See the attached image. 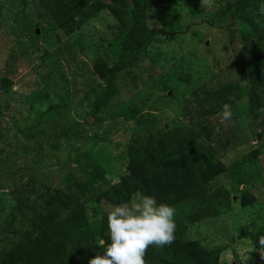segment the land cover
I'll return each mask as SVG.
<instances>
[{
	"label": "rangeland",
	"instance_id": "rangeland-1",
	"mask_svg": "<svg viewBox=\"0 0 264 264\" xmlns=\"http://www.w3.org/2000/svg\"><path fill=\"white\" fill-rule=\"evenodd\" d=\"M234 1L211 0L210 6H201V0H165L148 13L146 22L162 35L117 74L113 88L91 112L84 98L97 83L91 63L113 40V18L100 11L79 34L58 43L48 15L34 13L37 0H0V223L16 204L28 211L36 204L31 176L61 188L63 177L73 172L95 197L103 180L113 185L124 176L131 143L145 144L157 132L201 122L198 131L206 144L212 136L227 139L221 150L231 162L205 187L195 181L189 187L200 195L224 186L232 204L220 207L218 217L189 226L188 237L208 249H221L219 264H264L258 251V237L264 234V116L254 120L246 115L244 89L228 121L219 113L203 116L192 99L199 88L241 81L252 54L243 40L250 29L264 45V15L258 11L264 0L246 7L251 12L243 19L252 26L233 19L236 9L228 11L227 4ZM255 57L264 62V52ZM260 68L264 71V65ZM6 81L11 85L5 86ZM135 108L153 125L140 124ZM233 119L238 127H232ZM216 145H209L214 152ZM254 149L257 157L242 169L252 180L247 184L231 166ZM245 193L254 201L243 207ZM98 206V216L107 214L109 205Z\"/></svg>",
	"mask_w": 264,
	"mask_h": 264
},
{
	"label": "trees",
	"instance_id": "trees-1",
	"mask_svg": "<svg viewBox=\"0 0 264 264\" xmlns=\"http://www.w3.org/2000/svg\"><path fill=\"white\" fill-rule=\"evenodd\" d=\"M254 2L256 0H235L227 4V10L236 9L233 19L252 26L246 25L243 18L244 14L251 12L246 7ZM164 4L165 0H113L111 3L101 0H37L33 9L38 17L42 11L48 15L58 43L63 38L79 34L100 11H105L115 21L111 28L113 40L91 63L97 83L84 93V98L93 112L102 104L105 91L113 88L117 74L136 61L145 47L162 35L163 31L150 26L146 17ZM128 11H131L130 15H127ZM253 31L250 29L243 35L246 45L242 43L252 50V54L248 58V69L240 74L241 81L192 92L193 102L203 111V116L220 113L225 103L235 110L242 99L243 89L247 97L246 115L254 120L264 116V71L260 68L264 62L255 57L264 52V45ZM60 49L61 46L57 50ZM10 85V81L5 82V86ZM140 111L135 108L133 113L137 115ZM137 119L142 125L152 126L154 123L141 115ZM200 125L201 122L176 125L170 131L157 132L145 144L131 143L126 153L124 176L113 185L103 180L95 188V197L90 195L86 182L73 172L63 177L61 188H53L31 176L36 188V204L30 211L22 204H16L0 223V264H88L98 251L103 252L99 241L108 239L107 214L98 216V205L125 203L138 191L154 196L157 203L175 208L174 243L162 248L150 246L145 255L146 264H219L221 249H208L188 237L189 226L218 217L220 207L230 208L232 204L231 193L224 186L212 191L204 189L200 195L191 192V182L205 187L224 174L231 162L221 150L228 146L227 139L209 137V145L217 142L214 152L201 139ZM231 125L239 126L235 119ZM257 155V149L249 150L231 166L239 180L251 184L252 180L242 169ZM253 201L254 198L245 193L241 195L240 205L245 207ZM91 202L94 203L92 207L89 206Z\"/></svg>",
	"mask_w": 264,
	"mask_h": 264
},
{
	"label": "clouds",
	"instance_id": "clouds-1",
	"mask_svg": "<svg viewBox=\"0 0 264 264\" xmlns=\"http://www.w3.org/2000/svg\"><path fill=\"white\" fill-rule=\"evenodd\" d=\"M210 4L211 0H201V6ZM258 11L264 15V4ZM219 115L224 121L231 120V105L223 104ZM107 228L108 239L99 241L103 252L98 251L88 264H146L150 246L162 248L174 243L175 208L138 191L127 202L108 206ZM258 245L264 258V234L259 235Z\"/></svg>",
	"mask_w": 264,
	"mask_h": 264
}]
</instances>
